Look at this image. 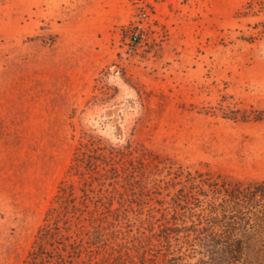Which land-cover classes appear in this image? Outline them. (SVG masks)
<instances>
[{"label":"rangeland","instance_id":"1","mask_svg":"<svg viewBox=\"0 0 264 264\" xmlns=\"http://www.w3.org/2000/svg\"><path fill=\"white\" fill-rule=\"evenodd\" d=\"M261 181L264 0H0V264H56L31 255L53 207L101 245L84 260L142 264L216 188Z\"/></svg>","mask_w":264,"mask_h":264},{"label":"trees","instance_id":"2","mask_svg":"<svg viewBox=\"0 0 264 264\" xmlns=\"http://www.w3.org/2000/svg\"><path fill=\"white\" fill-rule=\"evenodd\" d=\"M66 193L68 192L64 191ZM64 194L58 197L61 199ZM67 197L68 204L64 205L67 213L70 205L74 208V213L87 211L77 208L73 202L74 192H69ZM55 212L54 207L47 212L45 223L39 229L36 239L38 248L32 252V258L42 262L54 261L56 264H91L92 259L84 260L82 254L97 252L102 249L101 245H97L96 250H89L92 241H87L85 246L77 238L72 241V236L61 234V212L59 215ZM98 217L104 216L100 214ZM98 217L94 218V223L101 221ZM190 220V224L173 222L164 225L156 235L164 245L163 255L160 258L156 254L147 256V251L142 256L141 263L155 264L154 258H157L162 264H247L246 251L251 245H257L264 251V181L216 188V197L209 206L198 214H192ZM68 221L64 220V229L67 231L71 230ZM92 226L97 233L96 243H102L107 248L108 244L103 238L104 224ZM46 243L53 247L52 251L45 248ZM112 255L113 260H117V255ZM91 256L89 254L88 257ZM196 258L197 261L193 262ZM120 262L130 264L129 261ZM95 264L101 263L96 261ZM260 264H264V260Z\"/></svg>","mask_w":264,"mask_h":264},{"label":"built area","instance_id":"3","mask_svg":"<svg viewBox=\"0 0 264 264\" xmlns=\"http://www.w3.org/2000/svg\"><path fill=\"white\" fill-rule=\"evenodd\" d=\"M145 15V14H144Z\"/></svg>","mask_w":264,"mask_h":264}]
</instances>
